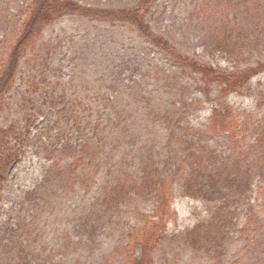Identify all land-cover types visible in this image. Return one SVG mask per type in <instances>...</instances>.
I'll return each mask as SVG.
<instances>
[{"label":"trees","instance_id":"trees-1","mask_svg":"<svg viewBox=\"0 0 264 264\" xmlns=\"http://www.w3.org/2000/svg\"><path fill=\"white\" fill-rule=\"evenodd\" d=\"M157 1L128 0L113 6H98L81 0L26 1L17 30L19 38L9 55V58H15V63L7 69L0 66V202L9 181V168L25 157L28 141L34 143L42 159L34 170L35 182L24 188L25 203L19 202L18 207L12 210L11 221L0 222V264H50L52 255L45 251V247L40 249L30 238L33 234L25 228L23 212L35 211L45 216L59 208L64 210L59 202L64 197L80 210L76 222L71 223L70 231L77 235L78 244L82 246L84 243L94 246L91 234L94 226L103 229L99 224H104L109 228L113 219L122 214L121 211H125L126 218L129 216L132 220V209L141 196L146 195L148 201L152 199L155 202L157 209L148 227L146 224L134 227L132 222V228L122 231L124 244L120 264H157L153 258L155 247L165 231V215H168L165 212L169 210L171 217L173 215L170 199L177 189L180 195H188L204 207L193 224L184 229L182 244L179 239L184 251L195 253L196 249L205 247L210 255L215 249L214 254L221 256L231 247L234 231L238 230L242 235L250 225L244 219V211H252L258 203L253 192L264 189V90L255 93L251 85L254 76L264 72V52L258 49L259 45H264V36L252 37L259 43L252 38L245 40L250 33L244 32L235 22L228 30L229 21L225 23L218 17L215 24H210L204 20V31L217 43L209 51L226 54L236 62L230 69L216 70L207 59L194 52L189 53L187 48L181 49L153 28L150 10ZM250 1L239 4L248 7ZM224 2L223 8L229 9L230 0ZM199 13L206 15L203 10ZM64 16L115 25L119 30L125 28L138 35L153 54L148 62L150 66L142 73L136 58L137 73H141L137 78L134 72L125 79L121 77L124 70L116 74L107 70L108 81L103 77L95 80L83 78L84 85L80 84L78 90H70L71 84L75 80L81 82L84 76L79 70L84 57L79 51L67 50L66 77L56 75L51 68V56L52 44L57 39L41 36L45 28L60 24ZM114 33L119 35L117 30ZM108 36H113V33ZM133 47L119 43L110 62L114 64L119 59L122 65ZM138 56L140 59V53ZM166 63L204 80L213 88L214 94L209 98L212 106L201 122L196 124L188 114L189 109H194L193 105L202 103L198 94L187 93V89L181 88L183 99L179 100V105L182 106L176 109V102H173L172 107L163 112L160 111L158 93L149 90L143 93L144 85L138 81L146 78L164 81L157 83L167 86L168 92L175 87L178 78L166 73ZM109 68L111 65L107 66ZM78 70L81 74L76 73ZM16 83L21 92L11 106L5 96ZM130 83L136 88L131 89ZM40 90L44 91L45 98H33ZM115 93L122 97L116 98ZM246 93L252 97L248 105L235 103L236 98H229ZM134 104L137 114L129 111ZM68 107L73 112L69 114L67 123L64 119L67 113L62 114ZM7 109L13 111L4 116L3 111ZM46 110L50 114L36 127ZM141 113L145 125L137 120ZM76 118L77 126L69 125L74 124ZM134 123L140 129L135 130ZM153 123L167 124L166 140L160 143L148 134L141 143L146 135L141 128ZM138 130L143 136H133L134 139L128 142L138 145L144 156L141 161V155L137 163L133 155H128L130 149L124 148L121 139L124 136L128 140V135L132 136ZM122 133L123 136L119 137ZM216 135L224 141L211 143V137ZM107 143L123 146L128 158H122V162L112 160L111 163L112 155H105ZM223 145L229 146V152L221 150ZM239 145L244 147L242 151H239ZM169 149L174 157L158 160L162 151ZM99 165L109 170L104 179L98 172ZM82 171L86 178L80 181ZM18 174L15 171L12 177ZM66 183L70 186L64 187ZM78 191L83 193L80 199ZM47 200L53 207L49 208ZM158 211L165 213L164 216ZM3 212L4 208L0 206V214ZM255 225L248 233L257 234L264 251V217L257 215ZM245 251H251V248L245 246ZM77 260L73 264H77ZM166 261L163 259L162 264ZM260 264H264V258Z\"/></svg>","mask_w":264,"mask_h":264},{"label":"rangeland","instance_id":"rangeland-1","mask_svg":"<svg viewBox=\"0 0 264 264\" xmlns=\"http://www.w3.org/2000/svg\"><path fill=\"white\" fill-rule=\"evenodd\" d=\"M26 1L27 0H0V66L3 69L10 68L13 66L11 63H15V58L11 59L9 55L13 52L14 46L19 38L17 30L20 23L21 11L24 9ZM81 1L88 4L96 3L98 6H113L127 2L128 0ZM242 1L246 0H230L231 7L229 9H224V0H158L150 10V22L153 28L157 32L163 34L166 39L171 40L181 49L187 48L189 53L194 52L207 59L214 69H230L231 65L236 63L235 61L230 60L226 54L222 55L216 51H209L213 50V46L217 43L212 41L204 31V20H207L210 24H215V20L218 19V17L225 23L229 21L227 23L228 30L231 28L233 22H235L244 32L250 33L247 34V37L244 35V37H246L245 40L251 39L254 35L264 36V0H251V4H249L248 7L241 6L239 3ZM200 10L205 11L206 15L199 13ZM61 20L60 24L45 28L41 36L46 39L52 37L58 41H56L57 43L54 41V44H52V49L54 50L51 56V68H53L56 75L66 77L67 70L65 67L67 63L66 58L68 56L67 50L74 49L79 51L81 57H84V60L81 62L83 65L79 67V70L83 72L84 76L81 78V82L75 80L71 84L70 90H78L81 87L80 84L84 85L82 81L83 78H92L95 80L103 77L104 81H108L109 72L107 70H110L113 74L124 70V76L121 75V77L125 79L128 78L130 73L134 72L135 78H137V75L140 76L141 73H137L139 66L138 62H134L136 58H138L140 62L142 73L150 66L148 62L150 58L153 57V54L149 52L150 48L144 44L138 35L125 30V28L119 30L115 25H109L99 21H86L81 18L70 16H64ZM244 27L246 28L244 29ZM115 30L119 32V35L114 33ZM110 33H113V36H108ZM252 39L259 43L256 39ZM42 41H40V43ZM262 41H264V39ZM119 43H124V45L129 47L134 46L127 52L128 54L125 56L122 65L119 63V59L115 61L114 64L110 62L112 52L114 53V48L118 46ZM246 48L249 49L247 46ZM258 49L264 52V45H259ZM138 53H140V59ZM108 65H111V68L107 69ZM165 65L166 73L168 75L174 74V76L178 78L175 87L168 92L167 86H162L157 83H163L164 81H155V79L151 80L145 77L147 81H138V84L142 83L144 85L143 93H145L146 90L153 91L154 94L158 93L157 98L161 102L160 111L164 112L166 109L172 107L173 102H176V109L182 106V104L179 105V100L183 99L181 97V88L187 89V93L190 94L194 92L200 96L198 99L202 101V103L193 105L194 109H189L188 114L196 124L201 122L200 120L206 116V113L212 106V102L209 101V98H212L214 94L213 88H211L210 84L205 83L204 80L190 76L177 66H170L167 63ZM79 70L76 73L81 74ZM73 76H75V74H73ZM18 84H20L19 81ZM18 84L16 83L11 92L5 96V98H8L11 106L16 103L21 92V88ZM130 85L132 87L131 89L136 88L133 84L130 83ZM251 85L253 87L252 89L256 91L255 93L260 90L263 91L264 72L255 75L251 81ZM34 95L33 98H45L43 90H40ZM114 96L116 98L122 97L120 93H115ZM229 98H236L234 100L235 103L245 102V104L248 105V101H250L252 97L246 93L240 96H230ZM36 103L38 104V102ZM120 106L121 104L118 103V108H120ZM9 111L12 112L13 109L4 110V116H7ZM129 111L131 114H137L136 104L132 105ZM71 112L73 111L69 108L62 114L64 116L67 113V116L64 118L67 123L69 122L68 116ZM48 114H50V112L46 110L44 116H41L35 126L37 127L38 123L43 122ZM141 117H144L142 113L137 117V120H139V124L145 125ZM76 121L77 118L74 124L69 125L77 126ZM151 124L141 128L146 134L141 140V143L146 140L148 134L160 143L164 142L168 130L167 124ZM134 125L135 130L140 129L135 123ZM155 128L158 129V132L155 131ZM137 135L143 136L141 131L138 130L136 134L133 133L132 136L131 134L128 135V140L125 139L123 133L119 137L123 136L121 142L125 144L124 148L130 149L128 155H133L134 161L138 163L140 156L142 155L141 161L144 157L143 154H141L140 147L132 143L128 144L129 141L134 139L132 137ZM31 136H33V134ZM223 139L224 138H220L219 135H216L211 137L210 142L215 144L224 141ZM245 142L250 143L248 140ZM221 144H224V142ZM106 145H112V147H106L105 152L107 156L110 154L112 155V157L110 156L111 163L112 160H119L122 162V158H128L126 154L127 151L123 149V146H115L112 143H107ZM221 147V150L229 152V146L223 145ZM239 147V151L244 149L242 145H239ZM25 152L26 155L21 158L22 161L12 166L11 169L9 168V181L5 184L0 202V206L4 208V212L0 214V222L11 221L9 217L10 214H13L12 210L17 208L18 203L25 198L23 194L25 186L35 182L36 176H34V170L37 169V162L42 159L41 153L37 152L34 143L30 141L25 144ZM172 154L173 151L171 149L163 150L158 160L164 161L173 158L174 156ZM15 171L19 174L17 177H12ZM98 172L101 173V178L104 179V177H107L105 174L108 173L109 170L106 166L103 168L102 165H99ZM83 174L84 171L79 175L80 181L86 178ZM69 186V183L64 185V187ZM179 192L180 191L177 189L173 198L170 199L173 211L172 217L171 212L169 214V210L165 212L168 214L165 215V231L163 237L158 241L153 255L157 264H162L165 258L167 259L165 264L261 263V260L264 258V251L259 243L262 240L256 238V233L248 232L257 226L255 225L257 215L262 218L264 217V189H257L256 192H253V196H256L258 203H255L252 211H244V219L248 220L250 225L242 235L238 230L234 231L235 237L233 238L231 247L226 249L221 256H216L214 254L215 249H213V253L210 255L211 252L205 247L196 249L195 253L190 250H183L181 244L184 238V229L189 228L188 226L193 224L196 216L203 213L204 207L200 201L191 199L188 195L182 196ZM77 194L79 199L81 195H83V193L79 191ZM59 202L62 204L64 210H60L59 208L49 215L43 216L35 211L23 212L26 217V221L24 222L26 224L25 228L28 229V232L33 234L30 238L38 244L40 249L45 247V251L52 255V257L50 256V264H73L76 258L78 259L77 264H120L122 262V257L120 256L122 255V246L124 244V239L121 240L122 231L129 227L132 228V222L134 227H136V225L140 226L145 224L148 227V223L154 219L153 213H155L157 209L152 199L148 201L146 195L144 197L141 196L140 199H137L132 209V211H134L132 220L129 216L126 218L125 211H121L122 214L117 215L116 218L113 219V223L110 224L109 228L104 224H99L103 226V229L94 226L91 230V234L94 238V246L92 244L87 245L86 243H84L85 246H82L80 243L78 244L79 239L77 235H73V232L70 231L71 223L74 224L76 222V217L80 214V210L75 207L74 203L70 204L65 197ZM252 202L254 203V201ZM252 202L250 205H252ZM46 203L49 208L53 207L52 202L49 200H47ZM70 207L74 210H72V208L70 209ZM160 207L162 206L160 205ZM165 213L161 214V212H159V215L161 214L164 216ZM179 239L181 244L179 243ZM245 246H248V249L251 248V251L246 252ZM207 250L208 253H206Z\"/></svg>","mask_w":264,"mask_h":264}]
</instances>
